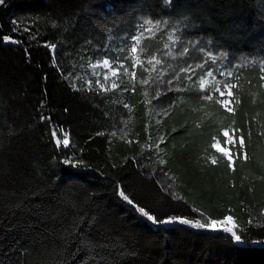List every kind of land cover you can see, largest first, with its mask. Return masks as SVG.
Returning <instances> with one entry per match:
<instances>
[{"label": "trees", "instance_id": "trees-1", "mask_svg": "<svg viewBox=\"0 0 264 264\" xmlns=\"http://www.w3.org/2000/svg\"><path fill=\"white\" fill-rule=\"evenodd\" d=\"M0 264H264V0H3Z\"/></svg>", "mask_w": 264, "mask_h": 264}, {"label": "snow or ice", "instance_id": "snow-or-ice-1", "mask_svg": "<svg viewBox=\"0 0 264 264\" xmlns=\"http://www.w3.org/2000/svg\"><path fill=\"white\" fill-rule=\"evenodd\" d=\"M0 3H3V0H0ZM133 51H135V48H133ZM105 63H107V61H105ZM229 95H231V93H229ZM225 107H227V103L225 104ZM228 110L231 111L232 109L231 108H228ZM224 135L227 136L228 134L225 133ZM57 143H60V141H57ZM68 143H69V141L67 139H64L63 140V144L64 145H68ZM239 144L241 146L244 145V139L242 137L239 139ZM213 148L214 149H218L220 151H223V149H219V146L216 145V144H213ZM224 154L227 156L228 161H229V164L231 165L233 163V156L231 154H229L228 152H225ZM237 155L240 156L241 158L247 159L246 155H244L243 153H238ZM212 163L215 164L216 161L213 160ZM120 195L123 196V198L125 200L128 199L127 196H124V193L123 192H121ZM139 211L147 219H149L153 223H156L157 225H159L161 223H164V224H167V223H177V222L185 223V224L189 223V221H187V220H181L179 218H177L176 220H173L171 217H166L165 219L158 221L154 216H149L148 213L144 210V208H140ZM218 223H219V227H218ZM195 225L198 228H200V229H207V230H221L222 229V230L230 233L235 238L236 241L239 242L241 240V236L240 235H237L236 231L234 230L236 226L233 223V217L230 216V215L229 216H225L223 218V220H221L219 222H217L216 220H212L209 223H201L199 220H197L195 222Z\"/></svg>", "mask_w": 264, "mask_h": 264}, {"label": "rangeland", "instance_id": "rangeland-1", "mask_svg": "<svg viewBox=\"0 0 264 264\" xmlns=\"http://www.w3.org/2000/svg\"><path fill=\"white\" fill-rule=\"evenodd\" d=\"M147 31V29H143L142 33H145ZM138 40H139V36L138 35H134L132 37V49H131V56H132V60L133 62L137 61V46H138ZM133 48H135V51H133ZM105 61H107V63H105ZM117 63V61L112 62L111 60H107L104 59L100 62H98L96 64V66H101V70L100 72L102 73V77L104 80H107L108 83H111L112 79L118 72V69L115 68V64ZM217 90L218 92V98L220 101V104H222L225 107V104L227 103V107H225L226 109L231 108L232 106V100L230 99V97L232 96V91L230 89V86L228 84H225L224 86H220V87H216L214 88ZM229 93H231V95H229ZM224 133H227L228 135L226 136V145L229 144H233L234 142V137L230 132L225 131ZM216 145L219 146V149H223L224 152H228L229 153V149L227 148H223L222 145H220L219 143H215ZM218 227H219V223H218Z\"/></svg>", "mask_w": 264, "mask_h": 264}, {"label": "clouds", "instance_id": "clouds-1", "mask_svg": "<svg viewBox=\"0 0 264 264\" xmlns=\"http://www.w3.org/2000/svg\"><path fill=\"white\" fill-rule=\"evenodd\" d=\"M165 2L169 4L171 2V0H165Z\"/></svg>", "mask_w": 264, "mask_h": 264}]
</instances>
